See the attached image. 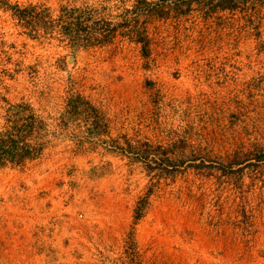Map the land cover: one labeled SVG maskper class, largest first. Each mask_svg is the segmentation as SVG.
Segmentation results:
<instances>
[{
    "label": "rangeland",
    "instance_id": "obj_1",
    "mask_svg": "<svg viewBox=\"0 0 264 264\" xmlns=\"http://www.w3.org/2000/svg\"><path fill=\"white\" fill-rule=\"evenodd\" d=\"M15 103L48 133L0 167V264H264V0H0Z\"/></svg>",
    "mask_w": 264,
    "mask_h": 264
},
{
    "label": "trees",
    "instance_id": "obj_2",
    "mask_svg": "<svg viewBox=\"0 0 264 264\" xmlns=\"http://www.w3.org/2000/svg\"><path fill=\"white\" fill-rule=\"evenodd\" d=\"M35 9L37 6L34 5L23 7L16 16L26 24L44 22L45 17L41 13H35ZM60 30L68 38L81 37L83 34L88 36L86 40L100 41L110 36V33H101L100 29L93 26L82 27L78 22H66ZM76 98L80 99V97ZM86 105L89 109L93 108L88 103ZM11 108L13 110L9 124L0 131V167L8 164L23 165L26 161L39 157L44 150L45 137L48 133L44 122L30 105L15 103ZM141 210L140 204L134 208L135 220L138 219Z\"/></svg>",
    "mask_w": 264,
    "mask_h": 264
}]
</instances>
